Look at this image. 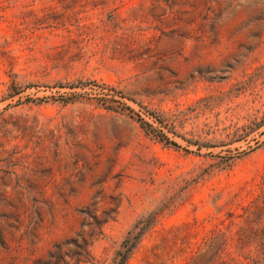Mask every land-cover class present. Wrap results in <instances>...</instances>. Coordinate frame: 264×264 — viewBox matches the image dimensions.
Instances as JSON below:
<instances>
[{
    "label": "rangeland",
    "instance_id": "374dc122",
    "mask_svg": "<svg viewBox=\"0 0 264 264\" xmlns=\"http://www.w3.org/2000/svg\"><path fill=\"white\" fill-rule=\"evenodd\" d=\"M150 211L125 264H264V0H0V264Z\"/></svg>",
    "mask_w": 264,
    "mask_h": 264
},
{
    "label": "trees",
    "instance_id": "16d2710c",
    "mask_svg": "<svg viewBox=\"0 0 264 264\" xmlns=\"http://www.w3.org/2000/svg\"><path fill=\"white\" fill-rule=\"evenodd\" d=\"M256 124H259V122H256ZM164 139L165 143L177 146L176 142L170 140L169 138H163V140ZM157 213L158 211H150L147 215L138 219L127 231L120 248L116 252V256L114 258L115 264H125L126 260L132 253V250L135 248V246L139 243L146 229L156 221Z\"/></svg>",
    "mask_w": 264,
    "mask_h": 264
}]
</instances>
